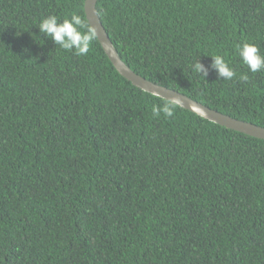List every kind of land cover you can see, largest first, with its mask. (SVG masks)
Here are the masks:
<instances>
[{"label":"trees","instance_id":"obj_1","mask_svg":"<svg viewBox=\"0 0 264 264\" xmlns=\"http://www.w3.org/2000/svg\"><path fill=\"white\" fill-rule=\"evenodd\" d=\"M85 0H0V264H264V140L122 77L93 41L78 57L39 32ZM137 75L264 127V0H98ZM220 54L231 80L191 70ZM247 74L248 81L240 76Z\"/></svg>","mask_w":264,"mask_h":264},{"label":"clouds","instance_id":"obj_2","mask_svg":"<svg viewBox=\"0 0 264 264\" xmlns=\"http://www.w3.org/2000/svg\"><path fill=\"white\" fill-rule=\"evenodd\" d=\"M37 26L39 32L51 38L55 45H59L63 50L73 52L78 57L87 56L91 44L98 39L96 27L76 13L71 14L70 18L64 19L50 14L43 17ZM235 53L251 73L264 71V54L260 52L255 43L243 41L236 45ZM208 56L211 57V63L208 65H205L200 58L192 63L193 73L206 79L211 69L216 73L217 79L228 81L236 76L235 70L222 55ZM240 79L247 82V74L241 75ZM157 99L160 103L152 105V114L155 118H159L161 114L171 118L174 116L175 110L183 106V98L180 96L165 97L160 95Z\"/></svg>","mask_w":264,"mask_h":264},{"label":"water","instance_id":"obj_3","mask_svg":"<svg viewBox=\"0 0 264 264\" xmlns=\"http://www.w3.org/2000/svg\"><path fill=\"white\" fill-rule=\"evenodd\" d=\"M98 0H85L84 1V13L87 21L94 25L98 32V42L100 43L102 50L112 63L116 71L129 81L134 87L147 92L153 96L163 95L165 97L180 96L183 98L184 108L199 117H202L210 122L223 126L227 129L234 130L248 136H252L258 139L264 140V127L257 126L242 120H238L222 114L216 110H213L191 98L174 91L172 89L155 84L151 81L134 73L119 57L117 51L113 47L107 32L101 24L96 11V3Z\"/></svg>","mask_w":264,"mask_h":264}]
</instances>
